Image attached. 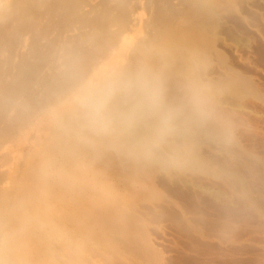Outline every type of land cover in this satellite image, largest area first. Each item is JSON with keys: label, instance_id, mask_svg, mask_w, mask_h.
<instances>
[{"label": "bare ground", "instance_id": "bare-ground-1", "mask_svg": "<svg viewBox=\"0 0 264 264\" xmlns=\"http://www.w3.org/2000/svg\"><path fill=\"white\" fill-rule=\"evenodd\" d=\"M249 1L0 0V59L13 61L0 78V264H167L150 235L156 220L184 235L180 254L203 255L201 227L168 194L184 198L201 174L232 181L251 205L264 194V82L218 47ZM145 63L170 97L192 68L211 89L213 120L191 130L193 170L137 161L73 110L85 81ZM246 174L258 192L244 189Z\"/></svg>", "mask_w": 264, "mask_h": 264}, {"label": "clouds", "instance_id": "clouds-1", "mask_svg": "<svg viewBox=\"0 0 264 264\" xmlns=\"http://www.w3.org/2000/svg\"><path fill=\"white\" fill-rule=\"evenodd\" d=\"M73 110L85 131L137 161L188 171L199 163L191 130L212 122L214 102L195 68L184 74L177 95L170 97L161 71L145 63L85 81Z\"/></svg>", "mask_w": 264, "mask_h": 264}, {"label": "rangeland", "instance_id": "rangeland-1", "mask_svg": "<svg viewBox=\"0 0 264 264\" xmlns=\"http://www.w3.org/2000/svg\"><path fill=\"white\" fill-rule=\"evenodd\" d=\"M234 18V21L223 25L219 30L222 35L219 33L221 45L219 43L218 47L225 51L229 61L237 69H242L241 71L252 78L264 82V0H250L246 7L240 6ZM3 58L0 59V78L5 77L13 65L12 59ZM30 135L32 136L33 132H30ZM263 151L264 149L261 148L260 152L264 157ZM220 153L227 157L231 156L229 151V155L225 151ZM23 160L21 156L20 159L9 162L11 166L16 167ZM244 176L248 177L247 174ZM253 179L252 176L250 179L245 178L244 189L258 192L257 186L260 183ZM194 181L196 184L193 185L197 187L193 185L190 188L182 187L183 192L189 189V194L184 198L173 194H168V197L180 204L185 217L201 227L203 245L206 249L203 255H206L180 254L174 244L182 242L184 235L168 221H152L150 235L153 245L162 253L165 262L167 264H255V258L252 256L258 257L257 259L261 261V258H264V194L255 195L254 204L251 205L247 195L235 189L232 181L230 183L227 180H217L202 174ZM169 187L162 186V189L168 192ZM253 231L258 233L254 234ZM253 234L258 235L253 238ZM230 239L234 241L232 244L229 243ZM228 250L234 252L232 259L227 257Z\"/></svg>", "mask_w": 264, "mask_h": 264}]
</instances>
